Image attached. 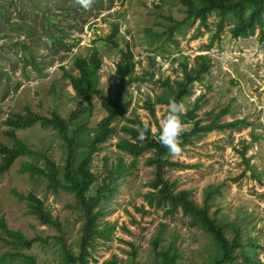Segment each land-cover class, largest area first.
I'll return each instance as SVG.
<instances>
[{"label":"rangeland","instance_id":"obj_1","mask_svg":"<svg viewBox=\"0 0 264 264\" xmlns=\"http://www.w3.org/2000/svg\"><path fill=\"white\" fill-rule=\"evenodd\" d=\"M219 19V13L212 12L203 25L198 17H187L179 0H96L88 11L75 0H0V144H11L4 123L11 114L25 113L26 108L47 117L55 112L71 121L69 134L83 125L75 144L78 157L105 112L96 94L93 105L86 101L79 105L81 99L67 75H78L73 59H88L99 51L101 66L91 70V87L108 97L117 81V64L123 61L122 51L106 39L115 27L118 45L132 53L131 70L125 75L130 81L125 93L128 109L112 123L110 137L90 163L95 176L90 195L107 184L105 197L95 207L101 209L97 227L109 223L111 233L109 238L95 235L86 264H102L112 256L118 258L117 264H163L152 245L156 234L157 250L174 243L179 253L176 264H211L216 251L211 234L192 224L180 208L167 214V206L149 205L145 198L156 190L151 186L154 166L145 164L152 152L134 157L116 146L122 138L130 139L123 127L138 121L157 130L154 120L160 124L167 114L168 103L157 100L165 98V82L174 86L183 78L185 66L190 69L202 62L207 70L187 85L181 100L187 112L193 110L200 124L220 111V122L244 119L246 124L192 134L182 143L180 156L167 154V159L182 165L163 166V177L174 191L188 190L199 206L205 187L220 185L221 193L209 201L210 213L224 224L227 237H232L233 228L240 229L243 249L264 264V37L258 27L246 37H233L235 20L227 18L216 38ZM149 103L154 105V118ZM212 110L214 115L209 114ZM195 119L183 120L188 130ZM16 135L33 154L19 156L0 176V216L10 228L36 240L30 248L18 249L0 231V254L17 249L33 256L36 264H77L66 260L61 248L64 244L69 253L80 252L84 215L74 207L73 194L54 192L45 176L19 171L24 160L44 169L53 164L64 182L67 140L40 121L18 129ZM12 190L35 193L61 222V229L28 213L27 202ZM233 264L245 263L239 257Z\"/></svg>","mask_w":264,"mask_h":264},{"label":"trees","instance_id":"obj_2","mask_svg":"<svg viewBox=\"0 0 264 264\" xmlns=\"http://www.w3.org/2000/svg\"><path fill=\"white\" fill-rule=\"evenodd\" d=\"M185 7L187 17L196 16L200 19L203 25H206L208 16L212 12L219 13L220 19L217 22V29L214 37H219V32L224 26L227 18L235 20L231 28V35L235 38L246 37L252 34L256 27L260 28L262 38L264 31V0H179ZM117 28L106 37L107 42L122 51L123 61L119 62L116 67L115 74L117 81L115 88L108 97L101 94L99 90H93L91 87V70L98 69L101 66V57L98 50H94L91 56L86 59L83 57H75L73 64L78 71V75L68 73L71 85L76 94L80 97L79 105L84 101L93 105L92 95H97L100 100V106L104 110L105 115L99 120L97 128L90 141L85 148L80 150V155L75 156V144L79 142V132L82 131V126L77 127L72 134L68 133L70 122L53 112L50 117L40 116L26 108L25 113H13L4 123L9 128L5 133L11 140L10 145L0 144V176L8 171L15 163L19 156H31L33 151L30 150L24 141L16 135V131L20 128H25L34 122L40 121L41 125L51 126L58 133L62 134L67 140V163L65 166L64 182L56 175V169L53 164L44 169L41 166L24 160L20 163L19 171L21 173L29 172L45 176L48 180L47 187L54 192L58 190H66L74 196V207L80 208L84 215V226L82 235L80 237V252L78 255H73L65 249L62 244L63 257L77 264H86L87 256L91 255L93 248V240L95 235L103 238H109L111 233V224L106 223L102 228L97 227L98 216L101 214V209H95L98 201L105 197L103 191L107 189V184L104 182L98 189L95 195H90L91 184L94 180V173L90 169V163L93 159L94 153L101 149L102 143L110 137L113 130L112 123L128 109V101L125 99V93L129 86V79L125 77L126 73L131 70L132 53L130 50L124 51L115 40ZM207 70L205 62L199 63L192 68L184 67L183 78L174 82V86L167 80L165 84L168 86L165 98L158 97V101L168 103L170 99L175 98L178 102L187 92V85L193 80L200 79L203 72ZM149 113L155 117L154 105L149 103ZM222 111L214 115V111H210V115H214L212 119L204 124H200V119H195L196 115L193 110H189L186 115L182 117L189 120H194V127L182 135V143L186 142L188 138L194 133H206L213 130L236 129L243 126L244 119H234L231 121L220 122L218 118ZM77 118L73 117V120ZM72 120V121H73ZM157 130L152 133L150 123L148 139L142 144L137 140L138 133L136 128L142 127L143 124L138 121L135 126L123 127V129L130 134V139L122 138L116 143L117 148L127 152L128 154L137 157L144 152L151 151L152 156H149L145 162L146 165H153L155 172V180L151 182L152 190L147 192L146 199L149 205L156 207H165L167 214L175 213L178 208L182 213L190 218L192 224L211 234L216 251L211 264H233L239 257L242 258L245 264H261L260 261L246 253L241 242V232L238 228H233L232 237H227L224 231V224L218 222V218L209 211L210 199L213 198L214 193H221L220 185L210 184L204 189L203 205H197L190 197L189 191L180 189L174 191L171 184L163 177V166H180V162L172 161L166 158L169 153L165 147L158 142L159 123L157 119L154 120ZM12 193L20 200H25L28 206L27 212L33 214L41 223L54 226L58 231L61 229V222L52 216V214L45 209L43 200L35 193L29 191L21 193L12 190ZM164 224H161L163 226ZM0 231L9 238L8 242L11 246L30 248L35 242L36 238H27L20 230L10 228L3 216H0ZM40 239V238H37ZM160 242V235L156 234L152 239L154 251L160 256L163 264H176V258L179 256L177 248L174 243L166 250H157ZM244 252V253H243ZM243 253V254H239ZM16 264H36L35 258L28 253L21 250H7L0 254V264H10L11 261ZM118 258L112 256L111 259L105 260L102 264H117ZM137 264V263H135Z\"/></svg>","mask_w":264,"mask_h":264},{"label":"clouds","instance_id":"obj_3","mask_svg":"<svg viewBox=\"0 0 264 264\" xmlns=\"http://www.w3.org/2000/svg\"><path fill=\"white\" fill-rule=\"evenodd\" d=\"M96 0H75L85 11L90 10L95 4ZM187 113V106L183 101H177L175 98L169 100L167 105V114L160 121L158 142L167 149L173 156H180L183 152L182 135L188 131V128L182 117ZM138 133L137 140L142 144L148 139L149 125L147 122L143 126L136 128ZM155 132V129L151 130Z\"/></svg>","mask_w":264,"mask_h":264}]
</instances>
